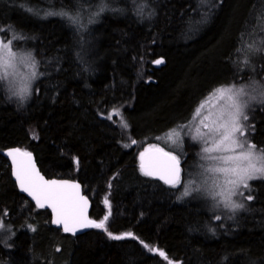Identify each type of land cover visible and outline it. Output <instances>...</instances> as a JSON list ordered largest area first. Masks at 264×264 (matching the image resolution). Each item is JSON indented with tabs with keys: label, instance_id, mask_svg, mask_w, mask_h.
Here are the masks:
<instances>
[{
	"label": "trees",
	"instance_id": "1",
	"mask_svg": "<svg viewBox=\"0 0 264 264\" xmlns=\"http://www.w3.org/2000/svg\"><path fill=\"white\" fill-rule=\"evenodd\" d=\"M2 32L37 70L26 104L0 89V264H264V178L225 215L192 185L187 139L180 178L199 199L139 168L214 89L264 77V0H0ZM252 114L249 140L264 151V108ZM12 148L46 178L79 182L104 227L56 229L12 180Z\"/></svg>",
	"mask_w": 264,
	"mask_h": 264
},
{
	"label": "rangeland",
	"instance_id": "2",
	"mask_svg": "<svg viewBox=\"0 0 264 264\" xmlns=\"http://www.w3.org/2000/svg\"><path fill=\"white\" fill-rule=\"evenodd\" d=\"M3 33H0V89H3L9 100L15 101L19 104H26L36 79V66L34 65L33 59L25 53L24 50L14 49L11 44V36H8L7 40L3 39ZM259 42V46H261ZM8 45V48H5ZM258 52H264L261 47H257ZM264 49V48H263ZM7 63L9 66L5 70L4 64ZM250 65V63H249ZM247 79H242L240 83L231 84L228 86H221L216 89H233V93L239 89H243L244 94L238 98L234 97L239 103H244L247 106L244 108L245 114L248 115V120L244 121L241 119L242 125H244L245 136H240L239 133L236 134L238 141L244 143L245 146L251 143L249 140L252 119L254 115L252 111L255 109L264 108V96L261 95V91L264 90V77H246ZM27 85L28 93L26 95L20 94V89ZM214 89V90H216ZM212 91L204 98L196 110L193 112L190 121L180 128H176L165 137H162L161 142L163 145H158L156 148L175 156L177 160L181 159L178 156L179 147L181 140L187 139L191 144L197 146L198 154L196 156V174L194 175V187L200 192L199 196L205 197L207 200L210 199L211 203L215 206H222L224 208L225 215H231L233 211L230 207H226V199L228 189L231 185L225 183V176L222 173H217L210 171L215 167L223 166L220 162L209 159L211 156H222V155H234L242 151L240 148H235V152H212L206 153L203 151L205 147H213L215 142L219 140V136L208 135V129L203 125L208 124L210 127L217 126L219 123H223V120L219 119L222 115H227L230 111V105L233 100L229 99L232 93L228 92H216ZM255 97V99H252ZM199 109V114L197 110ZM208 117L207 120L204 118ZM215 122V123H214ZM249 134V135H248ZM252 144V143H251ZM235 147V146H232ZM150 149L146 148L143 152ZM257 151H262L258 150ZM142 152V153H143ZM235 179V177H231ZM190 177L186 180L183 177L176 184H186L188 188L190 187L191 181ZM190 181V182H189ZM251 181V180H250ZM186 186V187H187ZM191 188V187H190ZM244 188L241 186L239 191L244 192ZM192 190V188H191ZM189 190L188 194H191L193 199H199L195 194L196 189L193 192ZM188 191V190H187ZM242 196L236 195L232 196L231 200L237 203H241ZM214 206V207H215ZM230 211H232L230 213ZM172 264V263H171Z\"/></svg>",
	"mask_w": 264,
	"mask_h": 264
},
{
	"label": "snow or ice",
	"instance_id": "3",
	"mask_svg": "<svg viewBox=\"0 0 264 264\" xmlns=\"http://www.w3.org/2000/svg\"><path fill=\"white\" fill-rule=\"evenodd\" d=\"M204 2V0H201ZM31 11V9H29ZM103 10V9H102ZM49 15H61L68 16V13L60 12V13H48ZM69 19L73 23H77V18L69 16ZM251 47V46H250ZM5 48H8V45H5ZM264 50V49H262ZM156 63H162L161 60H157ZM9 65L7 63L4 64L5 70ZM36 75V73H33ZM216 92H228L232 93L229 96V99L233 100V103L229 106L230 111L227 115H222L219 119L223 120V123H219L217 126L210 127L208 124H204L203 126L208 129V135L210 136H219V140H217L213 147H205L203 149L206 153L212 152H235V148H240L242 151L235 153L234 155H222V156H211L209 159L220 162L223 166L215 167L210 169V171H214L217 173H222L225 176V183L231 185V188L228 189L226 199V207H230L233 211L243 208L244 205L242 203H237L231 200L232 196H244L242 191H239L240 187L247 189L249 187L248 181L258 178H264V151H257L256 146L254 144L248 143L246 146L244 143L238 141L236 134L239 133L240 136H245L244 125L241 123V119L244 121L248 120V115L245 114L244 108L247 106L244 103H239L234 97L238 98L239 96L244 94L243 89H239L233 93V89H216ZM28 93L27 85L20 89V94L26 95ZM261 95L264 96V90L261 91ZM252 99H255L253 97ZM264 102V101H261ZM197 114H199V109L197 110ZM111 118V117H109ZM205 120L208 117L204 118ZM215 123V122H214ZM127 127V125H124ZM135 143V141H133ZM235 146V147H232ZM28 155V154H25ZM143 153L141 154V159L143 161ZM165 156H168L170 160L176 161L175 156H170L169 153H164ZM142 170L144 169V164H141ZM178 172V169H175ZM149 172H145V175H149ZM17 180L20 181L21 187L24 191H29V188L25 187V183H29L32 185L34 191H30V195H34L37 199V204L43 207L41 203V198L44 200L50 201V206L53 208V211H57V205H60V210L62 213H65L67 216L72 217L76 214L77 209L74 204H72L67 194L61 190L59 186H57L56 181H44L43 177H40L38 173L35 176L32 175L28 170H24L23 173H17ZM235 177V179L231 178ZM161 179H165L163 176ZM166 183H171L172 186H175L178 181H171L165 179ZM75 187V186H73ZM184 195H188V191L184 192ZM246 199L251 200V195L247 196ZM107 217H105V220ZM216 219H220L219 216ZM84 226L90 227H104L103 221L99 224L94 222H87ZM69 227L67 224V220L65 221V231H69ZM111 236V233H109ZM131 235V234H129ZM113 239H121L120 236H114ZM145 247H148L145 245ZM151 250V249H150ZM164 255L163 252L160 253Z\"/></svg>",
	"mask_w": 264,
	"mask_h": 264
},
{
	"label": "water",
	"instance_id": "4",
	"mask_svg": "<svg viewBox=\"0 0 264 264\" xmlns=\"http://www.w3.org/2000/svg\"><path fill=\"white\" fill-rule=\"evenodd\" d=\"M164 153L166 152L156 148L148 149L147 151L143 152V161L140 155L139 168L143 174H145V172L150 173L149 175H146L147 177L159 181L166 186H172L171 183H166L165 179L179 181L181 176L180 164L177 160H170L168 156L164 155ZM3 157L9 165L12 180L14 181L20 194L24 196L37 210L50 211L53 226L56 229L62 231L66 235L76 236L84 234L95 228L84 226L87 222L94 221L90 217V201L84 195L83 188L79 182L68 179L46 178L40 172L36 163V159L31 152H24L20 149L12 148L5 151ZM142 162L144 164L143 170L141 168ZM25 169L31 172L33 176L38 173L40 177H43L44 181H56L57 186H59L61 190L67 194L69 201L76 206V214L72 217L67 216L65 213L61 212L59 204L57 205V211H53V208L50 206L51 202L44 200L43 198H41L43 207L38 205L36 197L29 194L30 191H34L32 185L26 182L25 187L29 188V191H24L21 187L20 181L17 180L16 174L23 173ZM175 169H178V172L175 171ZM162 176L165 179H161ZM66 220L70 229L69 231H65Z\"/></svg>",
	"mask_w": 264,
	"mask_h": 264
}]
</instances>
